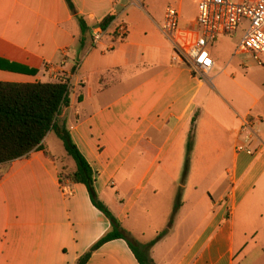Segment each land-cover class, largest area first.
Returning <instances> with one entry per match:
<instances>
[{"label":"crops","instance_id":"0c3cea01","mask_svg":"<svg viewBox=\"0 0 264 264\" xmlns=\"http://www.w3.org/2000/svg\"><path fill=\"white\" fill-rule=\"evenodd\" d=\"M72 1L76 13L65 0H0V82L68 77L70 105L60 122L93 169L98 199L138 243L167 229L181 190L171 229L150 251L156 264H264V77L254 82L240 72L252 59L236 54L239 41L223 58L215 50L220 36L211 47L213 69L197 78L173 60L161 32L165 11L157 13L151 0ZM183 1L174 6L188 29L197 14L185 19ZM77 16L90 29L83 46ZM111 16L94 45L92 31ZM121 24L128 28L124 40ZM246 116L261 119L249 144L253 155L236 152ZM42 146L0 165V264H78L112 229L84 184L69 181L74 195H63L61 170L77 169L63 142L51 132ZM87 264L139 262L119 239Z\"/></svg>","mask_w":264,"mask_h":264},{"label":"trees","instance_id":"16d2710c","mask_svg":"<svg viewBox=\"0 0 264 264\" xmlns=\"http://www.w3.org/2000/svg\"><path fill=\"white\" fill-rule=\"evenodd\" d=\"M69 9L76 13L72 0H65ZM81 28L80 44L87 40L90 29L86 21L77 16ZM114 17L106 18L100 28L107 30ZM6 67L16 71H26L36 74L17 65ZM70 105V81L67 76L60 75L55 81L47 83H7L0 82V165L9 164L15 160L28 157L36 150H43V141L53 132L63 142L67 154L75 161V172L60 174V184L70 181L75 184H84L93 205L100 210L110 221L111 231L104 235L78 262L87 264L93 253L105 244L114 240H125L135 255L139 264H156L150 255L151 249L166 236L173 225L175 214L181 208V190L177 195L173 216L169 226L160 232L157 237L146 245L135 241L131 234L123 227L121 221L98 199L95 188L96 178L90 164L75 144L66 124L60 122L64 108ZM197 116L192 120L186 149V161L181 183L187 181L191 154L195 145Z\"/></svg>","mask_w":264,"mask_h":264},{"label":"built area","instance_id":"2783aa9c","mask_svg":"<svg viewBox=\"0 0 264 264\" xmlns=\"http://www.w3.org/2000/svg\"><path fill=\"white\" fill-rule=\"evenodd\" d=\"M196 21L191 28L180 27L181 13L174 5L166 8L161 32L171 43L174 61L186 63L197 78L207 77L215 62L211 47L222 35H232L242 30L236 54H247L258 66L263 67L264 55V0H199ZM128 28L121 24L117 30L120 40L127 36ZM106 36V30L92 31L94 45L100 44ZM261 119L254 116L240 118L237 153L253 155L250 142L259 134ZM64 196L71 197L74 190L71 183L61 184Z\"/></svg>","mask_w":264,"mask_h":264},{"label":"rangeland","instance_id":"374dc122","mask_svg":"<svg viewBox=\"0 0 264 264\" xmlns=\"http://www.w3.org/2000/svg\"><path fill=\"white\" fill-rule=\"evenodd\" d=\"M151 1L157 13L166 11V8L168 6L174 5L175 3L174 0H151ZM198 1L199 0L183 1L182 11L185 19L193 20L196 17ZM242 35H243L242 30H239L238 32L232 35H224L220 37L218 42L215 44L216 53L219 56H222L223 58L227 57ZM245 57L252 59L250 55L240 56L241 59H244ZM240 72L243 74L248 73L249 79L254 82H261L264 77V68L257 66L254 63L253 59L246 64V67L242 66L240 68ZM66 167H63V170H61V172L64 171L65 175H69L73 173L72 171L69 170L68 166Z\"/></svg>","mask_w":264,"mask_h":264}]
</instances>
